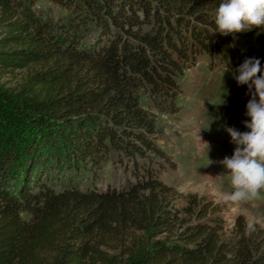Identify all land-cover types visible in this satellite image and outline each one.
<instances>
[{
  "label": "trees",
  "instance_id": "1",
  "mask_svg": "<svg viewBox=\"0 0 264 264\" xmlns=\"http://www.w3.org/2000/svg\"><path fill=\"white\" fill-rule=\"evenodd\" d=\"M34 1L0 0V264H264V226L246 237L238 216L225 235L206 206L190 218L195 200L184 216L170 206L153 167L170 158L139 101L144 89L173 107L199 55L237 38L264 48V32H213L221 0H52L68 23L37 15ZM246 92L222 104L242 132ZM59 141L92 169L114 152L132 179L56 190L40 166Z\"/></svg>",
  "mask_w": 264,
  "mask_h": 264
},
{
  "label": "rangeland",
  "instance_id": "2",
  "mask_svg": "<svg viewBox=\"0 0 264 264\" xmlns=\"http://www.w3.org/2000/svg\"><path fill=\"white\" fill-rule=\"evenodd\" d=\"M31 9L44 18L68 23L66 9L52 0H35ZM263 56L264 48L255 39L237 38L213 56L199 55L194 64L182 70L177 77L180 93L173 107L157 103L144 89L139 93L140 104L154 119L157 145L170 158L168 161L155 158L153 165L158 179L173 189L170 206L184 216V208L195 200L193 212L196 213L190 218L206 206L207 216L222 220L225 235L231 233L238 216L247 223L255 221L264 226V199L232 207L218 203L220 194L230 189L226 170L218 161L231 157L235 145L230 143L231 137L224 130L227 123L222 104L212 103L220 102L226 91L224 99L232 97L235 88L240 86L231 71L223 75L228 61V67L235 69L246 58ZM209 126L210 129H205ZM57 144L58 157L48 155L40 166L56 190L69 183L81 188L122 187L132 179L114 152L108 154L109 160L99 168L92 169L87 165L88 159L87 166L74 163L71 150L67 151L60 141ZM44 150L51 154L53 149ZM160 164L163 166L159 169Z\"/></svg>",
  "mask_w": 264,
  "mask_h": 264
},
{
  "label": "clouds",
  "instance_id": "3",
  "mask_svg": "<svg viewBox=\"0 0 264 264\" xmlns=\"http://www.w3.org/2000/svg\"><path fill=\"white\" fill-rule=\"evenodd\" d=\"M214 24L213 32L222 36H235L254 28L264 32V0H221L215 11ZM228 64L223 75L231 71L238 85H247L246 95L250 96L245 113L250 120L243 121L248 131L225 125L224 130L235 148L231 157L225 156L218 161L226 170L230 185L228 191L220 194L218 203L232 207L264 199V67L256 57L246 58L235 69H230ZM226 92L222 93L220 102L210 103L224 104ZM256 230V222L250 221L245 225L244 235L251 236Z\"/></svg>",
  "mask_w": 264,
  "mask_h": 264
}]
</instances>
